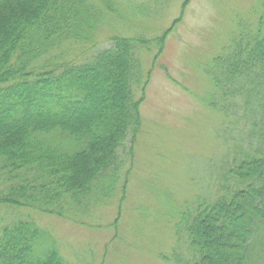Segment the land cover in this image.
I'll list each match as a JSON object with an SVG mask.
<instances>
[{
  "label": "trees",
  "instance_id": "16d2710c",
  "mask_svg": "<svg viewBox=\"0 0 264 264\" xmlns=\"http://www.w3.org/2000/svg\"><path fill=\"white\" fill-rule=\"evenodd\" d=\"M258 4L255 24L240 26L210 73L218 93L212 106L235 95L246 107L254 103L260 116L248 135L254 151H236L242 153L215 192L182 213L177 235L187 246L174 253L176 264L264 263V0ZM105 14L94 0H0L4 213L25 208L75 216L115 193L123 164L118 151L139 125L148 77L140 50L148 48L144 38L115 36L93 54L71 57ZM0 264L69 263L47 229L0 214Z\"/></svg>",
  "mask_w": 264,
  "mask_h": 264
},
{
  "label": "rangeland",
  "instance_id": "374dc122",
  "mask_svg": "<svg viewBox=\"0 0 264 264\" xmlns=\"http://www.w3.org/2000/svg\"><path fill=\"white\" fill-rule=\"evenodd\" d=\"M104 1L94 0L106 14L71 57L93 54L115 36L144 38L148 48L140 50L148 77L139 125L118 151L116 191L75 216L25 208L0 214L47 229L69 264H176L174 253L187 246L177 235L182 213L215 192L236 151H254V103L246 107L235 95L212 106L218 93L210 73L240 26L255 24L258 0H107L110 9Z\"/></svg>",
  "mask_w": 264,
  "mask_h": 264
}]
</instances>
